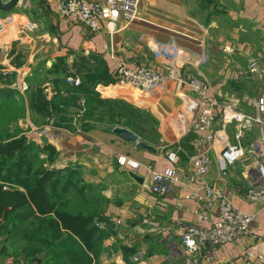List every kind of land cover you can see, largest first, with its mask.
<instances>
[{
  "label": "crops",
  "instance_id": "obj_1",
  "mask_svg": "<svg viewBox=\"0 0 264 264\" xmlns=\"http://www.w3.org/2000/svg\"><path fill=\"white\" fill-rule=\"evenodd\" d=\"M55 2L29 0L28 5L0 10V16L8 23L6 31L0 34V89H11L15 96L23 95V90L30 91V85H35L38 88L32 93L40 90L47 100L53 96L63 99L70 95L65 87H75L67 84L66 78L79 77L80 71L71 64L79 60L87 73L94 69L95 73L99 70L102 74L101 64L110 78L115 79V92H122L125 98L131 96L132 100L126 99L127 102L148 111L156 119L160 133L159 141L143 140L155 147L156 151L152 152L114 133V126L84 130L78 115L83 101L80 98L76 107L69 105L68 113H64L74 116V121L60 122L62 125L53 127L52 134L44 133L45 137L39 139L46 138L44 142H50L59 151L61 163L57 162V167L66 166L69 160L80 162L83 158L90 160L95 168L83 172L84 177L112 166L126 176L124 192L133 194L120 204L111 202L104 207L105 226L99 229L106 251L99 254L97 263L134 264L132 254L143 251L146 260L136 264H182L181 259L169 258L170 247L172 244L180 246L179 224L194 222L193 211L199 206L197 200L184 197L190 189L184 187L183 182L191 170L189 157L195 153L197 134L192 123L204 104L176 78L166 79L155 90L121 84L115 78V69L117 61L124 59L130 66L154 65L163 75L174 67L179 76L192 74L207 82L208 94L217 104L213 107L216 140L213 146L204 145L209 159L205 181L223 190L237 207L252 213L253 220L249 234L218 247L208 261L200 257L203 250L189 258L197 260L196 264H242V254L257 244L264 233V205L245 201L237 190V186L247 183L241 175L245 162L224 167L218 151L221 146L235 143L236 124L229 120L230 112L253 114L252 100L264 92V0H142L135 21H118L115 26L103 22L98 33H91L74 17L60 15ZM159 43L179 48L177 58L170 64L154 57ZM108 50H113L114 57H110ZM59 61L65 67V79L63 73L57 74ZM94 61L95 66L91 64ZM251 61L257 63L258 74L247 71ZM96 77L98 83L110 79L106 75ZM100 87L102 85L96 86ZM257 134V128L252 127L243 142L253 140ZM138 139L142 140L139 136ZM169 150L176 153L175 164L166 157ZM118 158H125V164L118 163ZM149 169L173 171L179 181L164 195L154 194L147 187ZM130 171L141 176L143 184L137 183L129 175ZM85 179L93 187L94 180ZM101 189L93 191L107 199L112 197L111 189ZM112 217H122L124 225L115 230ZM114 244L119 246L116 250H113ZM43 252L49 254V251H38L35 257ZM21 258H25L23 251H0V264H19ZM253 264H264V254Z\"/></svg>",
  "mask_w": 264,
  "mask_h": 264
},
{
  "label": "built area",
  "instance_id": "obj_2",
  "mask_svg": "<svg viewBox=\"0 0 264 264\" xmlns=\"http://www.w3.org/2000/svg\"><path fill=\"white\" fill-rule=\"evenodd\" d=\"M20 0L19 4H22ZM142 0H56L55 6L58 13L65 17H74L86 26L91 33H98L102 23L115 26L118 21L131 23L139 17V7ZM8 23L0 16V34L6 31ZM110 57H114L113 50H108ZM179 54V48L159 43L154 50V57L160 58L166 64L174 61ZM168 74L163 75L154 65L139 64L130 66L124 59H119L116 64L115 78L121 84L143 90H155L168 78H176L179 83L186 86L194 93L204 109L201 110L192 123V129L197 136L194 139L195 153L189 157L190 172L184 180L183 186L190 191L185 194L186 199H195L199 206L193 211L195 221L188 224H179L178 237L180 246L172 244L170 247V259L178 258L182 264H196L197 260H191V254L202 252L200 257L208 261L212 251L225 244L231 243L250 233V224L253 214L245 212L237 207L218 187L205 181L208 172L209 159L204 151V145L213 146L216 140L213 125L216 101L209 94V86L206 81L192 74L177 75L174 67L168 68ZM247 71L250 74H258L259 68L255 61H251ZM66 83L78 86L81 80L77 76H69ZM78 115L81 114L83 101ZM253 114L231 111L229 120L234 121L235 143L226 144L219 149V157L224 167L234 165L238 161L245 162L242 177L247 180L245 186H237L242 198L252 204L264 205V92L252 100ZM230 106V105H228ZM55 127L54 118L50 120ZM252 127L258 130L257 136L244 143L243 139ZM47 129V128H46ZM46 129L43 133H47ZM169 162L175 164L177 156L174 151H167ZM118 163L125 164V158H118ZM150 181L148 189L158 195H164L179 181L175 172H159L149 169ZM5 189L6 187L3 186ZM117 226L124 224V219H114ZM95 224L103 228L105 222L96 221ZM258 243L246 250L241 256L242 264H253L256 259H261L264 254V233L258 238ZM143 251H135L131 261L141 263L146 260ZM23 264V263H20Z\"/></svg>",
  "mask_w": 264,
  "mask_h": 264
},
{
  "label": "trees",
  "instance_id": "obj_3",
  "mask_svg": "<svg viewBox=\"0 0 264 264\" xmlns=\"http://www.w3.org/2000/svg\"><path fill=\"white\" fill-rule=\"evenodd\" d=\"M58 64L57 72L64 74L65 67L61 61ZM100 70L110 78L101 64ZM83 86L81 80L78 86L65 87L70 95L63 99L53 96L47 100L38 90V95L30 96L29 105L33 109L39 106L38 110L54 115L57 126L62 125L57 121V115L68 113L69 105L76 107L77 100L84 98L85 111L80 125L82 129L89 130L91 127L85 123L92 111L91 96ZM13 94L11 89H0V99H9ZM107 102L144 116L147 121L152 119L145 111L121 99ZM116 125L126 126L142 140L150 142L131 126ZM35 146V142L25 136L13 135L0 140V234H7L14 250L23 251L29 262L37 258L35 254L38 251H50L44 262L33 264H98L100 253L96 249L101 245L103 235L94 220H103L102 202L106 203L108 199L95 193L92 185L82 180L80 169L69 166L49 169L36 165V162L41 165L52 163L56 152L51 144L45 142L39 151L47 153V156L39 162ZM80 182L83 183L79 185Z\"/></svg>",
  "mask_w": 264,
  "mask_h": 264
},
{
  "label": "rangeland",
  "instance_id": "obj_4",
  "mask_svg": "<svg viewBox=\"0 0 264 264\" xmlns=\"http://www.w3.org/2000/svg\"><path fill=\"white\" fill-rule=\"evenodd\" d=\"M29 0H23L21 5H28ZM83 62L81 61H76L74 64H71L70 66H76L78 68L79 72V77L82 80L83 83V90L87 92L91 96L90 99V106H92V111L91 113L88 114V122L85 124H88L91 129H102V128H107L110 129L113 125L116 124H126L128 126H131L133 129H135L138 134L142 137L145 138L149 141L156 142L159 141L160 139V133L158 132L157 129V121L156 119L148 112L149 115H151V118H148L149 121L145 120L144 116H140L138 114H133L131 112H128L125 110L123 107H114L111 106L107 101H113V100H118L121 99L125 102L126 99L132 100L129 96L127 98L124 97L122 92H115L114 89H116V81L112 77L110 79L107 78L106 82L100 81L98 83V79H96L97 75L103 76L99 70L95 73L96 70L92 69L90 72L87 73V70L85 71L84 65H81ZM96 61V65H97ZM93 66H95V61L91 62ZM81 65V66H80ZM94 70V71H93ZM61 72L58 71L57 74L61 76ZM77 73V72H76ZM66 74H63V78L65 79ZM83 76V78H82ZM59 79V78H58ZM95 80V81H94ZM39 81V80H37ZM60 80H58L59 82ZM94 81V82H93ZM102 85L99 89L96 88L97 85ZM21 87V86H20ZM264 87V86H262ZM38 88V87H37ZM35 85H30V91L23 90V95L18 94L15 95L9 99H0V104L2 105L0 108V140L5 139L9 136H25L34 140L35 141V148L34 152H37L39 154V162L40 159H44L47 156V153L39 151L40 148V143L44 144V139L39 140L40 137L44 136L43 131L46 129L47 134L49 133L52 134V129L53 127L50 126V120L54 118V115H49L42 109H39V106L37 108H32L30 106H27L29 104V97L30 95H38V93H32L34 89H37ZM21 89V88H20ZM101 89V90H100ZM261 91V90H260ZM83 96V95H82ZM36 97V96H35ZM85 97V96H83ZM84 99V98H83ZM79 102V100H77ZM76 102V103H77ZM129 103V102H128ZM85 111V105L83 102L82 105V110L80 117L83 116V113ZM93 126V128H92ZM251 134L249 135V137ZM45 137V136H44ZM252 137V136H251ZM51 144L50 142H46ZM52 145V144H51ZM54 148L55 146L52 145ZM38 150V151H37ZM56 155L54 156V160L52 163H46L44 162L42 165L38 162H36V165H40V167H47L49 169L51 168H59L63 169L66 166H69L71 168H77L80 169L81 171V177L83 181H87L86 178H92L95 183H93V189L94 190H102L101 188H109L112 190V197L108 199L106 203L102 202L103 209H102V214L104 212V207L107 206L109 203H114V204H120L122 199H131L132 197V192L126 193L124 192V185H126V176L122 175L120 171L115 168L114 166L110 168H102L103 170L100 171L99 174L91 175L89 177L83 175L84 173H88L89 171L95 169L93 168V163L88 160V159H83L81 158V161H75V160H69L66 161L67 165L64 167H57L58 164L57 162H60L59 160V151L55 148ZM61 163V162H60ZM109 169V170H107ZM96 178V181H95ZM92 180V181H93ZM83 182H80L79 185H81ZM7 189V186H5ZM4 189V188H3ZM123 191V192H122ZM112 215V214H111ZM102 219H105V216H102ZM118 218V217H117ZM109 219V218H107ZM113 219V217H112ZM99 221V222H104L101 220L95 219L94 222ZM108 222V221H107ZM110 222V220H109ZM113 228L116 230V228H119L114 222V219L112 221ZM124 225V224H123ZM115 232V231H113ZM115 241H111L110 243H114ZM112 245L113 250H116L119 246L118 245ZM12 245L10 242L7 240V234H0V251H15L14 249L11 250ZM111 250V251H113ZM98 251V254L103 253V251H106V247L103 245V242L101 245L96 249ZM108 251V250H107ZM4 254V253H3ZM50 254V251H49ZM48 258V255L46 253H41L38 254L37 258L35 260H29L25 258H21L19 261L20 263L23 264H33V263H38L39 261L44 262ZM136 264V262H133Z\"/></svg>",
  "mask_w": 264,
  "mask_h": 264
},
{
  "label": "water",
  "instance_id": "obj_5",
  "mask_svg": "<svg viewBox=\"0 0 264 264\" xmlns=\"http://www.w3.org/2000/svg\"><path fill=\"white\" fill-rule=\"evenodd\" d=\"M19 2H20V0H8L6 2H3L2 0H0V10L1 11L9 10V9L13 8L14 6L18 5ZM57 121L63 122V123L64 122L72 123L74 121V116H69V115H66L64 113H60L57 115ZM112 131L116 134L121 135L122 137H124L125 139H127L130 142H137L138 146L142 149H146V150L152 151V152L156 151L154 146L144 142L143 140H139L138 136L134 132H132L130 129H128L127 127L117 125V126L113 127ZM129 175L137 183L143 184V178L141 176H139L138 174L130 171Z\"/></svg>",
  "mask_w": 264,
  "mask_h": 264
}]
</instances>
